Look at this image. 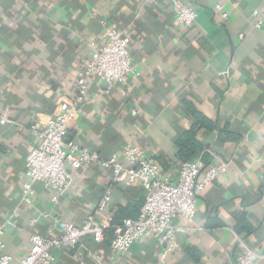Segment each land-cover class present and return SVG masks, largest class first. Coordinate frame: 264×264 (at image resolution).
Returning <instances> with one entry per match:
<instances>
[{"label": "crops", "instance_id": "obj_1", "mask_svg": "<svg viewBox=\"0 0 264 264\" xmlns=\"http://www.w3.org/2000/svg\"><path fill=\"white\" fill-rule=\"evenodd\" d=\"M178 1L196 10L191 26L177 24L170 0H0V116L11 121L0 124V225L13 261L27 253L31 234L45 232L43 212L81 225L110 182L111 172L93 163L75 173L57 202L35 183L34 206L18 204L25 155L36 145L32 128L74 97L80 57L103 40L102 19L127 37L135 73L108 92L92 80L65 139L101 158L136 145L170 184L184 162L202 170L224 164L199 193L192 221L172 219L182 229L169 264H235L238 238L264 254V0ZM191 129L201 147L183 161L178 141ZM143 192L138 184L116 183L111 222L136 218ZM113 231L106 228L100 243L86 237L83 247L52 250L51 263L159 264L157 238L118 254L109 249Z\"/></svg>", "mask_w": 264, "mask_h": 264}, {"label": "built area", "instance_id": "obj_2", "mask_svg": "<svg viewBox=\"0 0 264 264\" xmlns=\"http://www.w3.org/2000/svg\"><path fill=\"white\" fill-rule=\"evenodd\" d=\"M170 3L179 26L188 27L194 23L197 17L194 8L178 0H170ZM214 8L216 12H221L223 18H227V13L219 5ZM253 15H257V12L254 11ZM100 23L103 40L98 44L91 42L90 55L80 57L74 97L57 103L48 120L32 128L36 145L25 155V179L20 185L18 204H25L29 208L34 206L35 183H39L51 200L57 202L68 192L75 173L93 163L111 172L110 182L81 225L43 212L42 217L47 220L45 232L31 234L28 238L29 250L16 261L5 252L2 240L4 224H1L0 264H52V250L83 247L86 237L100 243L106 228H114L109 242L111 252L124 254L134 241L153 236L162 245L155 255L157 262L169 264L168 256L178 247L176 233L182 229L172 225V219L191 222L196 213L199 193L224 171L222 163L202 170L197 163L184 162L179 167L177 182L170 184L160 178V169L154 157L136 145L127 144L120 154L101 158L95 152L65 139L68 122L79 112L92 80L104 83L108 92L135 73L127 37L122 31L108 25L106 20L102 19ZM255 26L260 28L261 22L258 21ZM10 122L6 116H0V124ZM118 182H124L127 186L138 184L145 195L137 217L124 219L119 226L111 222L110 216L112 190ZM238 241L242 252L235 264H258L264 254L249 248L239 238ZM91 256L100 263L99 255Z\"/></svg>", "mask_w": 264, "mask_h": 264}, {"label": "trees", "instance_id": "obj_3", "mask_svg": "<svg viewBox=\"0 0 264 264\" xmlns=\"http://www.w3.org/2000/svg\"><path fill=\"white\" fill-rule=\"evenodd\" d=\"M193 115L195 116L196 119L197 118L200 119V121L198 119L197 120L202 125H204V127H210V122L204 121L203 120L204 118L201 117L199 114L194 113ZM195 124H196V122H195ZM194 134H195L194 130L191 129L190 131L184 133V135L182 136L181 141H178L179 156H180L181 160H183V161H186L189 158V155L194 150V148L201 147V144L193 139ZM184 147H185V150H183ZM143 194H144V192H143ZM144 196H143V201H144Z\"/></svg>", "mask_w": 264, "mask_h": 264}]
</instances>
